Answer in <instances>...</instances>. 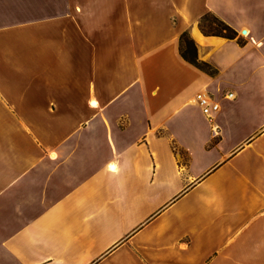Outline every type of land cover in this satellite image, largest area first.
I'll use <instances>...</instances> for the list:
<instances>
[{
  "label": "crops",
  "instance_id": "1",
  "mask_svg": "<svg viewBox=\"0 0 264 264\" xmlns=\"http://www.w3.org/2000/svg\"><path fill=\"white\" fill-rule=\"evenodd\" d=\"M0 264H264V0H0Z\"/></svg>",
  "mask_w": 264,
  "mask_h": 264
},
{
  "label": "trees",
  "instance_id": "2",
  "mask_svg": "<svg viewBox=\"0 0 264 264\" xmlns=\"http://www.w3.org/2000/svg\"><path fill=\"white\" fill-rule=\"evenodd\" d=\"M200 30L208 35H218L226 38H235L236 30L218 18L211 12H206L198 20ZM179 51L181 56L188 62L194 64L198 68L213 73L209 64L198 60L196 55V47L193 40L189 37L187 31H183L179 38Z\"/></svg>",
  "mask_w": 264,
  "mask_h": 264
},
{
  "label": "built area",
  "instance_id": "3",
  "mask_svg": "<svg viewBox=\"0 0 264 264\" xmlns=\"http://www.w3.org/2000/svg\"><path fill=\"white\" fill-rule=\"evenodd\" d=\"M228 96H233V93L229 92ZM195 100L200 105L202 112L206 115V117L210 121H213V114L219 108L218 102L213 100L209 93H205L203 91H198L195 94ZM213 131L215 134L217 133L216 130L213 129Z\"/></svg>",
  "mask_w": 264,
  "mask_h": 264
}]
</instances>
